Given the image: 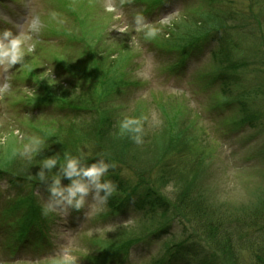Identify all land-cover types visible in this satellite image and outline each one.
<instances>
[{
	"label": "rangeland",
	"instance_id": "374dc122",
	"mask_svg": "<svg viewBox=\"0 0 264 264\" xmlns=\"http://www.w3.org/2000/svg\"><path fill=\"white\" fill-rule=\"evenodd\" d=\"M20 1H3L0 5V31L9 29L25 39V46L33 47L22 63L0 65V165L8 166L10 162L24 166L30 169V175L20 180L16 188L15 175L6 169L0 172V243L13 230L1 221L7 202L12 203L8 201L10 195L16 191L22 195L31 193L32 186L40 181L37 173L44 159H58L51 171L44 169L47 189L51 184L49 177L62 175L65 153L80 161L98 153L95 135L100 127H95L92 119L63 120L62 125L52 128L20 115L11 123L12 104L38 103L43 96L42 101L76 110L78 105L92 106L89 100L101 94L102 86L113 83L116 94L108 106L118 107L120 117L117 113L111 122L108 120L103 131L110 137L107 142L134 148L136 158L145 164L132 165L141 169L143 178L106 156L105 162L116 165L109 173L118 180L115 190L103 202L94 199L90 191L79 211L69 208L59 213L64 224L63 234L56 242L61 260L46 264H64L70 258L74 264H89L85 259L110 258L136 241L149 244L132 250L134 264H162L169 255H174L173 264L209 262L203 252L210 249L192 237L190 228L179 224L175 215H181L182 209L173 208L179 195L175 184L187 185L195 178L198 181L188 191L189 196L197 188L204 210L216 219L225 210L230 217H242L249 210L260 208L264 214V96L260 95L264 92V38L251 22L247 0H175L152 19L143 17L142 29L134 22L141 8L129 3L133 0H102L100 6L90 0H74L80 21L56 13L55 0ZM254 1L256 13L264 19V0ZM52 12L56 13L55 18L50 15ZM150 27L156 30L151 38L145 35ZM212 38H217L211 47L214 54H198L178 73L166 70L178 56L162 51L158 42L180 48ZM89 42L97 43L96 56L88 50ZM98 63L102 77L93 74L98 86L92 89V78L86 84L81 73L97 70ZM199 72L202 78H198ZM205 81L210 82V88H205ZM123 82L133 87L124 89ZM258 86H262V92ZM241 88L251 89L248 98L240 99ZM233 101H237L234 106L244 107L231 108L227 113L216 111ZM96 105L100 107L99 101ZM51 111L55 113V107ZM125 117L142 119V144L120 134L119 122ZM33 138L42 143L34 146ZM166 143H171L172 148H164ZM158 144L164 150L163 162L159 164L157 155L150 153ZM152 159L155 161L150 162ZM61 179V186L71 182L66 177ZM151 181L152 186L163 187L162 194L149 188ZM158 195L166 205L156 198ZM127 199L137 204L130 216L137 226H127L130 217L125 221L114 217L105 223L104 219L110 216L108 210L116 209H110V201L119 200L120 207ZM173 219L175 232L171 235L166 228ZM119 222L125 225L116 227ZM133 229L138 231L134 233ZM147 239H153L155 247H149L151 241ZM239 257L244 264L250 263L246 253ZM22 259L24 264L33 263L27 257ZM22 259L8 260L0 250V264H22Z\"/></svg>",
	"mask_w": 264,
	"mask_h": 264
},
{
	"label": "trees",
	"instance_id": "16d2710c",
	"mask_svg": "<svg viewBox=\"0 0 264 264\" xmlns=\"http://www.w3.org/2000/svg\"><path fill=\"white\" fill-rule=\"evenodd\" d=\"M146 1V0H142ZM155 3L159 4L162 3L164 0H153ZM248 2V11H249V17L251 19L252 24L256 27L257 33L261 38H264V19L260 17L259 14L255 11V1L254 0H247ZM149 7L153 6L151 4H148ZM158 6V5H157ZM156 6V7H157ZM81 26L84 27L85 24L81 22ZM155 41V40H154ZM214 41L217 42V38H212L206 42H201V40H198L196 42L191 43L190 45H187L185 47H170L165 43L158 42V46H160V49L162 51H165L166 53L170 54H176L178 56L177 60L171 63L167 66V70L170 72H173L178 67L186 64L185 62H188L190 59L194 58L199 53L205 51V48L210 46ZM92 47V54L96 56L97 54V43L95 42H89ZM212 54L213 50H212ZM77 73V72H76ZM83 77L86 79V84H88L90 78H92L93 85H91L90 88L95 89L97 88V77H93L94 75H98L102 77V69L99 66L98 63V69H94L92 71H82L81 73ZM78 75V74H77ZM81 76V75H80ZM201 77V74H198V78ZM83 78V79H84ZM227 81V80H226ZM116 84V83H115ZM114 83L111 85H106L105 87L102 86L101 88V94L97 95L94 100H89L91 102L92 106H76V110L74 109H67L65 106L62 105H53L52 101H42L45 98L41 96V101L39 104L41 107L39 108H47L48 106L53 105L55 107L56 112L53 114L50 113H44L39 114L40 117H38L37 122H40L41 124H44L46 127H52L62 125V121H70L72 122L73 118L82 119V118H88L92 119L95 122V127H100L98 129L97 134L95 135V138L97 139V143L95 145L97 154L94 153V155L88 160H81V165L88 166L89 164L93 163L94 161L97 162L101 159L106 160V156L109 157V160H113L114 162H120L122 164H125L128 167V170H131L134 172L137 177L141 176V169L134 167L135 163L143 165L145 164L144 161L136 158V152H134V148H126L125 146L122 147V145H116L115 143H109L107 140L108 138L106 134H104L103 128L107 125V121L110 122L116 117L115 115L118 113L117 117L119 115V109L118 107H114L112 109H109V100L113 98V95L116 94L114 91L117 89L115 87ZM205 88H210L209 84L210 82L205 81ZM208 84V85H207ZM117 86H119L117 84ZM122 88L128 89L130 87H133V84L124 83L122 84ZM242 94L240 95V99H244L245 97L248 98V96L251 94L249 90H244V88H241ZM257 90L261 91L262 86H258ZM258 92V91H257ZM262 92V91H261ZM241 93V92H240ZM264 93V92H263ZM262 94V96H264ZM96 95V93H95ZM91 95V96H95ZM257 95V96H260ZM99 99H97V97ZM163 98L162 96H159ZM115 99V96H114ZM96 101H99L100 107L96 105ZM102 102V103H101ZM235 102H231V105H221L219 107V110L216 111L218 113H227L231 110V108H241L244 107V104L239 105L237 104L234 106ZM101 103V104H100ZM115 104V102H114ZM118 105L119 104H115ZM101 108H104L106 110H109L108 112L102 111ZM59 110V111H58ZM84 110V111H81ZM34 117V116H33ZM197 117V116H196ZM40 119V120H39ZM101 123H103L101 125ZM38 131V130H37ZM116 131V129H114ZM55 132H51V135H53ZM206 134V133H204ZM50 135V136H51ZM57 134L55 133V137ZM105 136V137H104ZM50 139V137H49ZM106 140V142L104 141ZM172 143V141H171ZM171 143H166L164 148H172ZM154 145L150 146L149 149H152ZM160 144L157 145L155 149H152L150 153L156 154L157 159L156 163L159 164L163 160V153ZM107 148V149H106ZM120 152V153H119ZM121 152L124 154L122 156ZM150 155V154H149ZM127 159V161H126ZM64 161V160H63ZM142 161V162H141ZM155 160L152 159L150 162H154ZM91 162V163H89ZM163 162V161H162ZM4 163V161H1V164ZM63 163V162H62ZM133 164V165H132ZM149 164V162H147ZM8 166L0 165V172L9 170L11 173H13L18 180H23L25 178H28L30 174L28 171H30L27 167H17L14 164H11L10 162L7 163ZM3 169V170H1ZM111 169L109 168L106 179L110 180L114 185L117 184L118 180L116 178H113L109 173H111ZM137 171V173L135 172ZM63 175H60V180H63L61 177ZM140 178H143L142 176ZM51 179V177H49ZM198 179H192L191 181H188V184L186 185L185 182L181 184H175L174 190L175 192H178L179 195L176 200H174V207L175 209H182L181 215H175L176 218L180 219L179 224L185 228L191 229V235L194 236L196 240H199L198 242L201 244L206 245L205 248H208L210 250L204 251V256L209 258V262L207 263H201V264H244L241 261L242 253H246L250 257V263L247 264H264V214L263 211L260 209H257V211L249 210L248 214H244V216L240 217L241 215H238L235 217V215L231 216L229 215V211L225 210L222 215H227L226 219L221 221L222 217H218L217 219L210 215L206 210H204L205 203L202 202V197L199 196V190L197 188H194L193 195H191L188 191H191L192 187L195 186ZM16 183H20L17 181ZM152 181L150 185V189H153L154 192L158 194H162V186L159 187V189L156 186H152ZM44 181L41 182H35V186L32 187H39V186H45ZM162 187V188H161ZM148 188V189H149ZM31 192V193H30ZM28 191L30 193L29 195H23L24 198H21L20 195L13 203H9L6 205L5 213L3 221L8 223L12 228V237L10 239L6 238V246L10 250H14L16 247V241L20 239H26L32 236L36 235H42L43 230L48 228V225L50 223L49 215L44 216L42 214V204L38 202V200L34 197H32V191ZM103 193V192H102ZM31 196V197H30ZM156 198L162 203L165 204V199L158 195ZM111 206L110 209L114 206H116L115 211L108 210L109 211V217H106V221L108 222L111 218L118 217L122 211L125 208H129V205H133L134 207L137 206V204L132 199H127L122 206H117L119 203V200L117 201H110ZM264 206V204H263ZM108 207V206H107ZM109 209V208H108ZM261 210V211H260ZM52 216H54L52 214ZM105 216V215H104ZM52 223L54 224V221L52 220ZM137 221L132 219L131 224L128 226L129 228L136 227ZM175 224V219L171 220L170 225L166 228L168 230V234L171 233V235L175 232V227L173 228V225ZM187 225V226H186ZM134 233H136L138 230L133 229ZM161 233V232H160ZM166 233V232H164ZM149 240V239H147ZM152 243L154 242L153 239L149 240ZM143 241H136L134 243L128 244L125 246L124 249H122L121 252L113 253V255L110 258H101L100 257H94L93 259H85L88 261L89 264H121L123 260V256L128 255L130 249L137 245L141 244ZM158 243V242H157ZM174 259V255H169L168 259L162 263V264H173L172 261ZM196 259V258H195ZM206 259V258H205ZM222 260V261H221Z\"/></svg>",
	"mask_w": 264,
	"mask_h": 264
},
{
	"label": "clouds",
	"instance_id": "9594fccd",
	"mask_svg": "<svg viewBox=\"0 0 264 264\" xmlns=\"http://www.w3.org/2000/svg\"><path fill=\"white\" fill-rule=\"evenodd\" d=\"M50 15L55 18L56 13ZM135 24L142 29L144 27L143 17L137 15L134 18ZM156 30L148 28L145 35L149 38L155 36ZM33 51L32 46H25V39L14 34L11 30L0 31V65H17L24 61L26 55ZM119 132L121 135H127L135 144L143 143V122L141 118L125 117L119 122ZM42 141L33 138L32 144L38 146ZM58 163L55 156L48 157L42 161L40 170L37 173L41 182L45 180V171H51ZM114 162H105L103 159L93 162L88 166H81V161L76 156L65 153L64 163L61 165L60 172L66 178L70 179V184L61 186L60 175L51 177V184L47 191L50 194L49 202L42 206V214L47 216L60 210L73 209L79 211L85 204L86 197L90 191L93 192V198L101 202L115 190V185L108 179H104L109 168L115 167ZM86 178V179H85ZM103 192V195L100 193ZM64 264H74V259L70 258Z\"/></svg>",
	"mask_w": 264,
	"mask_h": 264
}]
</instances>
